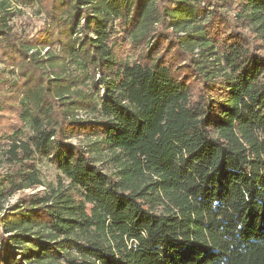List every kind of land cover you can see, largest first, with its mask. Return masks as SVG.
I'll return each mask as SVG.
<instances>
[{
	"label": "trees",
	"instance_id": "trees-1",
	"mask_svg": "<svg viewBox=\"0 0 264 264\" xmlns=\"http://www.w3.org/2000/svg\"><path fill=\"white\" fill-rule=\"evenodd\" d=\"M0 63V264H264V0H0Z\"/></svg>",
	"mask_w": 264,
	"mask_h": 264
},
{
	"label": "rangeland",
	"instance_id": "rangeland-1",
	"mask_svg": "<svg viewBox=\"0 0 264 264\" xmlns=\"http://www.w3.org/2000/svg\"><path fill=\"white\" fill-rule=\"evenodd\" d=\"M22 10L23 11L21 18H18L14 21V23H16L20 31L26 30L27 32H36L38 29L42 27L44 15L39 13V9L37 6L30 8H23ZM1 72H6L8 76L6 78L8 79L14 77L10 73V68H6L4 65H2V63H0V73ZM71 142L74 145L81 146L87 144L88 138L82 140L71 139ZM93 156L95 158L97 165L100 168H102L105 172L109 174H114V168L112 167V165L108 163L109 158L107 153H105L104 151H100V152L96 151L95 153H93ZM37 166L45 186L51 184L53 185L57 184L59 172L53 165H51L47 160L44 159L39 161ZM2 168L3 167H1L0 169ZM26 193H31V192L27 191ZM19 198L20 195L14 196L10 201L7 202V207L17 203Z\"/></svg>",
	"mask_w": 264,
	"mask_h": 264
},
{
	"label": "built area",
	"instance_id": "built-area-1",
	"mask_svg": "<svg viewBox=\"0 0 264 264\" xmlns=\"http://www.w3.org/2000/svg\"><path fill=\"white\" fill-rule=\"evenodd\" d=\"M0 215H1V213H0Z\"/></svg>",
	"mask_w": 264,
	"mask_h": 264
}]
</instances>
